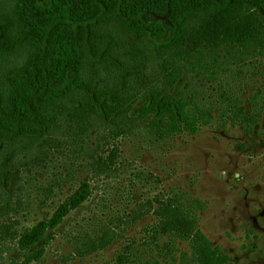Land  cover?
<instances>
[{"label":"rangeland","instance_id":"obj_1","mask_svg":"<svg viewBox=\"0 0 264 264\" xmlns=\"http://www.w3.org/2000/svg\"><path fill=\"white\" fill-rule=\"evenodd\" d=\"M157 20L163 33L151 38L164 44L173 28L163 17L149 22ZM221 21L187 42L191 53L213 58L214 73L190 60L173 86L191 105L189 125L175 129L168 118L149 117L126 126L101 114L85 124L76 115L60 121L58 144L15 139L0 153V264H192L188 238L159 230L162 206L178 208L193 231L224 250L222 264H264V57L227 59ZM84 182L89 196L47 229L46 244L22 249L21 236ZM99 239L109 242L93 247ZM32 251L37 258L26 260Z\"/></svg>","mask_w":264,"mask_h":264},{"label":"trees","instance_id":"obj_2","mask_svg":"<svg viewBox=\"0 0 264 264\" xmlns=\"http://www.w3.org/2000/svg\"><path fill=\"white\" fill-rule=\"evenodd\" d=\"M154 17L173 28L170 41L157 44L151 38L163 33L159 20L149 22ZM216 19L222 20L220 40L227 59L264 57V0H47L46 6L36 0H0V153L15 139L58 144L54 132L61 131L60 121L76 115L85 124L101 114L126 126L149 117L168 118L175 129L189 125L191 105L173 86L190 60L198 71L214 73L213 58L191 53L187 42ZM139 99L143 104L131 111ZM109 155L112 164L117 150ZM89 194L88 184L82 183L48 221L23 234L19 246L27 250L46 244L47 229L60 225ZM157 216L161 232L188 238L192 264L227 260L224 250L193 231V221L178 208L162 206ZM108 242L91 240L100 248ZM37 255L32 251L26 260Z\"/></svg>","mask_w":264,"mask_h":264}]
</instances>
